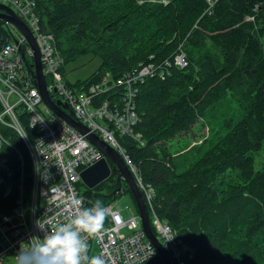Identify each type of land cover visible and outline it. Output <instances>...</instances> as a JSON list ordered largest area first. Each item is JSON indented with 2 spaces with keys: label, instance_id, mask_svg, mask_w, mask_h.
<instances>
[{
  "label": "trees",
  "instance_id": "16d2710c",
  "mask_svg": "<svg viewBox=\"0 0 264 264\" xmlns=\"http://www.w3.org/2000/svg\"><path fill=\"white\" fill-rule=\"evenodd\" d=\"M33 1L63 70L84 56L100 61L86 79L65 80L71 88L87 87L106 73L115 80L149 63L160 65L158 73L161 61L180 48L185 68L137 86L134 131L141 142L127 136L117 141L153 189L155 215L192 252L187 264H264V164L255 167L256 158L264 162V0H219L209 10L207 0ZM12 28L0 19V48L11 41ZM29 76L34 84L31 71ZM228 96L237 117L228 112L213 127ZM201 121L209 127L207 138L171 153L168 142ZM9 135L28 173L22 144ZM10 168L17 177L16 165ZM112 183L109 196L115 198L124 189ZM103 185L82 193L85 202L93 205V191ZM150 228L157 235L151 221ZM144 264L163 261L157 254Z\"/></svg>",
  "mask_w": 264,
  "mask_h": 264
},
{
  "label": "built area",
  "instance_id": "2783aa9c",
  "mask_svg": "<svg viewBox=\"0 0 264 264\" xmlns=\"http://www.w3.org/2000/svg\"><path fill=\"white\" fill-rule=\"evenodd\" d=\"M217 1L207 0V10ZM0 4L11 9L33 35L51 100L60 102L59 107L67 113L63 107L66 105L77 122L119 154L150 207L158 239L171 264H187L192 252L155 215L150 203L153 189L142 183L126 149L117 141V136H127L141 142L140 135L134 131L138 120L134 105L137 86L146 77L157 74L163 79L169 69L185 68V54L179 48L178 53L161 61L163 69L158 73L160 65L149 63L115 80L106 73L87 87L71 88L62 76L63 63L53 36L43 29L34 1L0 0ZM18 33V37L12 35L13 41L0 48V192L5 197L0 201V264L7 257L15 262L20 245L27 246L30 237L40 234L35 226L37 220L47 221L49 229L64 222L73 198L80 199L84 207L92 206L78 189L80 173L104 158L85 136L43 102L35 80L32 84L27 71L31 63L33 67V51L26 38ZM9 132L22 144L28 173L22 153L9 140L12 139ZM13 164L18 168L17 177L10 168ZM12 191L15 194L12 210L5 212L3 207L9 204ZM104 206L108 209L104 230L89 241L90 257L100 255L107 264H144L157 255L141 228L138 213L131 211V217L124 220L112 205Z\"/></svg>",
  "mask_w": 264,
  "mask_h": 264
},
{
  "label": "clouds",
  "instance_id": "9594fccd",
  "mask_svg": "<svg viewBox=\"0 0 264 264\" xmlns=\"http://www.w3.org/2000/svg\"><path fill=\"white\" fill-rule=\"evenodd\" d=\"M69 215L64 222L49 229L47 221L37 220L39 235L30 237L27 246L20 245L15 264H107L100 256H89V241L104 230L108 209L100 200L84 207L80 199H71Z\"/></svg>",
  "mask_w": 264,
  "mask_h": 264
},
{
  "label": "water",
  "instance_id": "95a60500",
  "mask_svg": "<svg viewBox=\"0 0 264 264\" xmlns=\"http://www.w3.org/2000/svg\"><path fill=\"white\" fill-rule=\"evenodd\" d=\"M0 19L7 21L13 27H15L26 38L27 43L31 47L34 59L33 76L35 80V87L38 89L43 102L55 114L59 115L63 120H65L73 128H75L81 135L85 136V138L104 155V158L80 173L81 182L88 189H93L110 176H116L115 185L118 189L121 185L120 181H123L127 185V188L132 195L137 213L139 215L141 228L146 238L152 244V246L156 250V253L161 257L163 264H171V259L168 252L164 249L163 245L150 228L149 214L145 200L142 196V193L137 187L132 173L125 165L122 158L113 148L103 142L97 135L89 133L84 125H82L80 122H77L73 118V113L66 105H63V107L67 110V113L62 111L59 107L61 104L60 102H53L51 100L46 87V81L40 62L38 46L33 35L26 27V25L12 12L11 9L2 4H0ZM106 159L112 162L113 166L111 168L109 167ZM113 194H115V192Z\"/></svg>",
  "mask_w": 264,
  "mask_h": 264
},
{
  "label": "rangeland",
  "instance_id": "374dc122",
  "mask_svg": "<svg viewBox=\"0 0 264 264\" xmlns=\"http://www.w3.org/2000/svg\"><path fill=\"white\" fill-rule=\"evenodd\" d=\"M24 23V22H23ZM25 24V23H24ZM27 27V26H26ZM28 28V27H27ZM29 29V28H28ZM12 35L13 37H18L19 33L17 31V29L12 28ZM11 41H13V39H11ZM30 60V59H29ZM34 61V59H33ZM41 62V61H40ZM99 59L98 58H92L90 56H84L81 57L80 59H78L76 62L74 63H70L66 66H64V70L61 68L62 70V76L63 78L70 84H74L77 81H81L86 79L88 76H90L99 66ZM42 65V64H41ZM63 65V64H62ZM28 73L31 71L32 75H33V71H34V63H33V67H32V63L30 64V66L28 67ZM44 74V73H43ZM45 77V76H44ZM46 81V79H45ZM227 104L225 107L219 108L221 105H218L217 108H219V117L215 120H213L211 123H213V127L215 126V124L219 123L225 116L226 114L229 112L230 115L235 114L236 111V105L233 104V102L230 99V96H228L226 99ZM237 117V115H236ZM209 134V127H207L206 123L201 121V124H195L192 128L189 129V131L185 134L180 135V137H177L171 141L168 142L169 145V150L171 153L174 154L175 150H180L181 148L185 147H193L195 145H200L201 142L203 140H205L207 138ZM195 157L196 158V154L192 153L191 154V158ZM260 158H264V154L262 156H260ZM264 160V159H262ZM108 161V165H110V167H112V162ZM264 164V162L258 161V159L256 158L255 160V167L261 168L262 165ZM114 178L113 177H109L107 179H105L102 183L104 184L100 190L97 191H93L94 194L98 195V199L100 201H104L105 205H112L114 210H119L123 219L124 220H128L131 217V211H133L135 213V215H137V209L135 206V203L133 201V199L131 198L130 194L128 191H126L127 185L123 182L121 184L120 189H124L123 192H120L117 194H115V198H110V193L112 191H114V186H113V182ZM100 183V184H102ZM79 190L80 193H85L86 191H88L89 189L81 182L79 185ZM150 221L152 223V226L156 232V237L159 238V234L156 230V227L154 225L153 222V218L150 217ZM123 233L126 232V230L122 231ZM4 264H15V262L13 261L12 257H7L4 260Z\"/></svg>",
  "mask_w": 264,
  "mask_h": 264
},
{
  "label": "bare ground",
  "instance_id": "6f19581e",
  "mask_svg": "<svg viewBox=\"0 0 264 264\" xmlns=\"http://www.w3.org/2000/svg\"><path fill=\"white\" fill-rule=\"evenodd\" d=\"M5 207L8 209V211H11L12 210V205H5ZM8 211H6V212H8Z\"/></svg>",
  "mask_w": 264,
  "mask_h": 264
},
{
  "label": "flooded vegetation",
  "instance_id": "af4514ba",
  "mask_svg": "<svg viewBox=\"0 0 264 264\" xmlns=\"http://www.w3.org/2000/svg\"><path fill=\"white\" fill-rule=\"evenodd\" d=\"M113 166V165H112ZM109 167H110V165H109ZM111 168V167H110ZM110 177H113L114 178V180H116V176H110ZM123 183V181H120V184H122ZM120 187H121V185H120Z\"/></svg>",
  "mask_w": 264,
  "mask_h": 264
}]
</instances>
